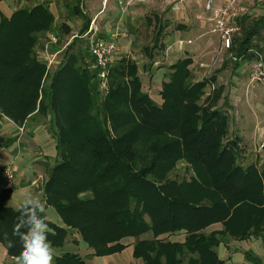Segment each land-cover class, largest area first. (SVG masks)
Masks as SVG:
<instances>
[{"label": "trees", "instance_id": "obj_1", "mask_svg": "<svg viewBox=\"0 0 264 264\" xmlns=\"http://www.w3.org/2000/svg\"><path fill=\"white\" fill-rule=\"evenodd\" d=\"M79 5L75 11L84 16ZM55 23L44 2L0 18V113L20 127L41 117L50 133L57 130L62 159L44 186V202L63 224L48 220L54 249H63L75 231L98 257L123 252L122 241L135 238L133 257L144 264H227L217 251L223 237L264 239V170L238 162L239 146L228 140L230 118L220 108L225 89L216 76L194 81L195 61L180 59L169 66L157 102L144 91L138 63L125 57L111 64L100 102L102 81L87 42L88 48L72 43L45 86L46 64L36 48ZM90 23L87 17L81 33ZM255 27L228 52L248 54ZM160 34L146 49L152 63ZM179 161L193 171L189 180L170 178ZM12 194L0 196V243L14 257L21 244L12 235L20 215L7 205ZM218 224L221 230L206 232ZM5 233L15 247L7 246ZM148 233L154 238L139 240ZM178 233L186 234L183 243L161 238ZM245 259L263 264L252 251ZM54 264L89 263L65 252Z\"/></svg>", "mask_w": 264, "mask_h": 264}, {"label": "rangeland", "instance_id": "obj_2", "mask_svg": "<svg viewBox=\"0 0 264 264\" xmlns=\"http://www.w3.org/2000/svg\"><path fill=\"white\" fill-rule=\"evenodd\" d=\"M126 1L128 0H123V4L121 5L122 8L116 11L112 0H0V18L1 15L10 17L16 10L31 8L39 2L48 4L51 11L54 12L56 17V28H54L51 33L55 34L60 39L58 47H66V49L60 55L59 64L55 69H52L48 81L44 83L45 86H48L51 76L65 60L67 49L70 48L72 43L76 45L75 48L80 46L88 48L87 42H89V40L87 37H84L85 33H81V29L88 16H98V21L104 20L106 22H112V24L116 23L113 27L119 28V38H125L124 40L129 44L127 47L126 45L123 47H126L124 51L119 50L117 60L128 57L132 61H136L139 65V73L143 81L144 91L152 94L155 99L157 98V102H161L160 98H158L160 92L159 88L162 87L165 80L167 81V79H165V74L169 71V66L177 62L179 60L178 58L185 56L182 52L185 53L187 51L188 54L191 53L193 56L204 54L202 53L204 48H201L202 46H200L199 43L200 40L220 45L219 37L209 33V26L207 24L206 27H201V16L205 18L209 13L204 10L205 3L201 0H139L140 2L134 0L129 6L125 5ZM221 1L223 0H215L214 7H216V5L219 6ZM179 2H184V10L182 9L180 14H178L179 11L173 10L174 5ZM238 2L239 9L241 5L244 6L245 14L241 17V31L235 37V42L245 38L247 29L249 30L256 26L251 42L247 44V53L249 55L246 54L245 56L242 55L238 57L235 50L228 53L224 52V54L220 56L217 55V57H209L205 54L201 55L200 59L203 60L207 58V62L201 67V63L198 62L202 61H196L197 63L192 67L193 78L194 81H199L216 76L215 78H217L218 81L217 85H223L225 92L224 98L220 101V108L229 115L230 132L228 140L235 141L239 146L240 155L238 162L244 167L254 164L258 166L259 170H264V85L255 82L251 74L252 65L257 60V55L263 56L262 58L264 59V0H245L243 2L240 0ZM78 4H80L79 9L84 12V16L76 13L75 7ZM195 22H199L197 31H187L189 32L188 35L183 32L186 39L193 40L191 45L188 46L189 49L179 52L180 54L177 51L173 52L169 50L168 48L179 40V37L175 36V33L178 31L177 27H195ZM65 26L70 27V31H67ZM159 32H161L159 36L160 45L153 52L155 63H152L151 59L146 54V49L148 48L151 50L153 46H155V39ZM41 41L42 42H40L36 48L38 54L42 52L44 44L48 41V35L46 37L44 36ZM221 51L223 50L221 49ZM193 52H195V54H193ZM234 57H236L237 60H235ZM39 59L42 61L41 55ZM105 86V82L99 85V89L101 90L100 102H102L103 96L105 95L107 88ZM212 89L213 88L208 87L206 89L207 94L210 93ZM37 122L41 125L42 122L48 123V120L40 117ZM50 129L51 127L48 124L47 130L50 131ZM54 132L57 133V130L55 129ZM53 133L51 134L52 136ZM61 159L62 158L57 156L56 152L54 158L48 159V163L44 162L43 166L39 168L36 167L37 169L35 168L32 170L30 167V171L25 172L22 171L23 168L18 169L17 171L19 172H16L18 181H20L19 178H37V175L40 176L41 173H46L47 176L44 177L43 175L42 177H44V180L40 178L39 182L37 179L34 180L35 187L32 188L31 191L21 186L19 188L16 187V189L18 188L16 191L17 195L13 196L11 199V205L14 206L16 202L21 201L26 194L36 195L40 199L42 198L41 201H44L45 183L52 173V168H54ZM179 162L176 169L170 174V178L179 182L189 180L194 175L193 171L184 161ZM35 172H37V175H34ZM46 213L52 222L55 221V223H58L59 214L53 207L46 206ZM220 228L222 229V226H219V229ZM75 234H77V232L74 231L67 239L73 238ZM183 235L182 233H178L175 236L166 235L161 238L165 241H167V239L168 241H183L185 238ZM153 238V234L148 233L139 240H151ZM75 239L81 238L78 236L75 237ZM222 241L220 253L225 252V249L232 251L234 248L241 249L250 246L249 242H239L233 240L230 236L223 237ZM251 241V247L264 262V239L256 240L253 238ZM82 244L81 247L76 248V246L73 245V241H70L69 246L67 245L63 249H57L56 251L63 252L70 250L85 253V248L89 246L86 243ZM222 255H224V253ZM92 259L94 264H131L132 262H141V260H136L131 252L105 257L94 255ZM237 259L244 260V256L240 257L237 255ZM185 264H187V262H185Z\"/></svg>", "mask_w": 264, "mask_h": 264}, {"label": "crops", "instance_id": "obj_3", "mask_svg": "<svg viewBox=\"0 0 264 264\" xmlns=\"http://www.w3.org/2000/svg\"><path fill=\"white\" fill-rule=\"evenodd\" d=\"M123 0H112V2L114 3V8L116 11H118V9L122 8V2ZM204 3H206V0H201ZM242 2L245 0H241ZM134 2V0H128L126 1L127 6L131 5ZM138 2H140L138 0ZM228 2L223 0L220 2V5L217 6L215 8L220 9L221 6L226 5ZM184 2H179L178 4H175L173 7V10L179 11L178 14H180L182 11V9L184 10L183 4ZM204 10H205V6H204ZM87 14V13H86ZM183 14V13H182ZM208 13V16L204 18V16H201V27L205 26L206 24L209 26V33H211V27H212V20L215 19L214 18V14ZM245 14V9L244 6L241 5V8L237 10V15H238V19L241 20V17ZM88 15V14H87ZM88 19L91 20L90 26L88 28V31L90 30V28L93 26L94 28H96V33L100 38H103L105 40L108 41H114L116 43L117 46V50L115 52V61H117L118 59V53L119 50H125V48L127 47V45H129L124 39L125 38H119V28H114L113 26H115V24L112 22H106L104 20L98 21V16L95 17H89ZM95 21V22H94ZM94 22V24H93ZM199 22H195V27H186L183 26L180 29L178 28V31L175 33L176 37H179L178 41H176L175 43H173V46H170L168 49L173 51V52H182L185 50L189 49V45H191V42H193V40L191 39H186L185 36L183 35V32L188 33L190 31H197V26H198ZM199 30V29H198ZM87 31V32H88ZM189 31V32H187ZM213 34V33H211ZM215 35V34H213ZM118 39V40H117ZM220 40V38H218ZM216 41V39H215ZM218 42V40H217ZM200 46H202L201 48L203 49V52L205 55H208L209 57H217V55H221L225 53H228V51H225L222 49L221 46V41L219 42V44L216 45V43L214 44L213 42H206L204 40H200L199 41ZM126 45L125 48H123ZM185 47V49H184ZM184 49V50H182ZM221 49L223 51H221ZM168 50V53H169ZM221 52V53H219ZM183 54H185L184 57L178 58L183 59L185 57H192L193 60L195 61L193 64V67L195 66V64L197 63L196 61L201 60L202 62H198L201 63V67H203V65H205V63L207 62V58L205 59H200L201 55L204 54H199L197 56H193L191 53L188 54L187 51ZM212 53V54H211ZM180 54V53H179ZM193 54H195V52H193ZM263 57V56H262ZM173 65V64H172ZM171 66V65H170ZM162 88V87H161ZM159 88V91H161L162 89ZM38 118L35 119H29L22 127H20L19 125H17L16 123H14L12 120H10L9 118L3 116L0 113V183H2L4 181L3 176H2V171L5 167L10 166L15 174H17L19 171H17L20 168H23L22 171H30V167L32 170H34L36 167L39 168L41 166H43V163L46 162L48 163V159L50 158H54L56 156V145H55V140L54 137L51 135L50 131L47 130L48 127V123H41V125L37 122ZM42 121V120H41ZM21 128H23V130H21ZM39 166H38V165ZM36 168V169H37ZM17 172V173H16ZM34 175H37V172H35ZM45 174L41 173L40 176L37 175V178H29L27 177L26 179H21L19 178L20 181H18L17 178V186L18 188L21 186L22 188L24 187L27 190H32V188H34V180H38V182L40 181V178H43L42 180H44V177H42ZM17 176V175H16ZM19 183V184H18ZM15 189L13 190V194L10 197L9 201L7 202L8 206H11L13 208H15V205H11L12 201L11 199L13 198V196H16V191L18 190ZM17 199V198H16ZM42 199V198H41ZM19 200V199H17ZM43 201V200H42ZM48 216V215H47ZM49 217V216H48ZM49 221H51L48 218ZM58 223H54L59 225V226H63L62 222H61V218L58 216ZM219 226H222L220 224L218 225H214L212 227H210L206 232L207 233H211L213 231H218L221 230V228L219 229ZM218 228V229H217ZM184 237L186 238V234L183 233ZM80 237L81 236L77 233L75 234V236H73V238L71 239H67L66 240V246H69L70 241H73V245L77 247H81L84 243L81 239H75V237ZM175 236V235H173ZM185 238L183 241H176V242H180L183 243L185 241ZM258 240V239H256ZM260 240V239H259ZM137 240L135 238H126L122 241V243L127 246V248L118 254L115 255H120V254H124V253H133L134 249L133 248V244L136 242ZM174 241V242H175ZM247 242L250 243V246L247 248H241V249H236L234 248L232 251H230L229 249H225L224 255H222L223 253H220V247L217 249L218 255L219 257L226 261L227 264H251L249 263L246 259H245V253H247L248 251H252L255 253V255H257V252L254 251V249L251 247V240H248ZM65 246V247H66ZM86 252L82 253L81 251H63L65 252H70V253H75V254H79L81 257H83L85 259V261H87V263L89 264H94L93 261V257H94V251L91 248H85ZM56 251V250H55ZM63 252H58L56 251V256H60L61 254H63ZM130 255V254H129ZM237 255H239L240 257L244 256V260H238L237 259ZM258 256V255H257ZM92 257V258H91ZM259 257V256H258ZM260 258V257H259ZM261 259V258H260ZM137 260V259H136ZM262 260V259H261ZM263 262V260H262ZM0 264H14V259L12 256L9 255L8 250L6 249V247L0 243ZM131 264H144L141 260L140 263L138 262H132ZM264 264V262H263Z\"/></svg>", "mask_w": 264, "mask_h": 264}, {"label": "built area", "instance_id": "obj_4", "mask_svg": "<svg viewBox=\"0 0 264 264\" xmlns=\"http://www.w3.org/2000/svg\"><path fill=\"white\" fill-rule=\"evenodd\" d=\"M240 0H228L227 4L221 6L220 9L214 7L215 0H206L205 10L214 14L212 20L211 33L220 38L222 49L229 51L234 46V39L241 31L240 22L237 15ZM95 22V21H94ZM93 22V24H94ZM96 28L93 26L84 37L89 40V51L95 59L96 68L99 70L98 79L103 83L107 82L110 67L115 59V52L117 50L114 41H108L100 38L96 33ZM60 39L53 33L48 35V41L44 44L41 59L46 64V73L44 81L49 78L52 69H55L60 62V55L66 47L59 48ZM237 60L236 57H234ZM252 79L264 85V59L261 55H257V60L252 65ZM43 81V82H44ZM23 130V128H21ZM4 181L0 183V196L3 191L15 190L17 186V176L14 170L7 166L3 170Z\"/></svg>", "mask_w": 264, "mask_h": 264}, {"label": "clouds", "instance_id": "obj_5", "mask_svg": "<svg viewBox=\"0 0 264 264\" xmlns=\"http://www.w3.org/2000/svg\"><path fill=\"white\" fill-rule=\"evenodd\" d=\"M15 210L20 215L12 235L18 238L21 250L13 257L14 264H54L56 251L49 234L55 233L49 227L46 202L36 195L26 194L21 201L16 202ZM4 239L9 248L15 247L16 241L9 239L7 233Z\"/></svg>", "mask_w": 264, "mask_h": 264}]
</instances>
